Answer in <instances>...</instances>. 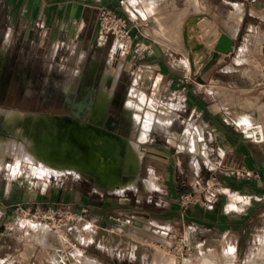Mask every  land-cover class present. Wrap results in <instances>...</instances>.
Instances as JSON below:
<instances>
[{"label":"crops","instance_id":"1","mask_svg":"<svg viewBox=\"0 0 264 264\" xmlns=\"http://www.w3.org/2000/svg\"><path fill=\"white\" fill-rule=\"evenodd\" d=\"M131 1L1 0L0 13L5 9L10 31L21 29L25 41L38 33L37 48L43 51L45 59L52 60L48 64L50 70L61 54L68 61L74 60L71 71L78 80L71 85L75 90L83 85L88 70L93 69L95 79L89 87L96 85L98 94L110 58L107 44L96 39L99 7H109L127 18L132 29V50L125 55L114 91L115 94L121 77H128L123 107L129 112V119L124 123L126 130L120 133L123 142L128 143L125 151L112 152L111 144L94 133L92 147L89 146V168L85 172L78 175L79 171L71 168L61 175L41 174L36 168L47 163L74 166L78 155L74 149L68 153L62 148L60 131L63 127L62 123L54 120L59 117L54 111L55 106L51 105L49 108L53 111L46 113L33 112L36 118L30 138L33 136L31 139L40 148L38 160L35 165L22 162L17 172L10 169L11 174L2 180L0 227L6 223L2 218L9 220L12 217L7 209L16 205L34 208L65 204L73 206L77 213L86 206L90 211L89 221L68 226L66 236L86 258L100 264H148L141 248L149 244L129 236L131 225L137 228L148 226L153 231L151 233L160 232L170 241L166 245L169 248L178 235L191 236L193 250L200 245L204 249L212 239L222 241L231 238L232 233L237 232L235 242L240 252L242 241L253 234L256 220L264 215V109L259 110L260 106L255 105L253 97L245 106L235 103L225 109L226 102L209 100L205 95L207 92L213 94L218 88L229 90L230 95L234 92L248 95L263 87L260 102L263 101L264 77L254 74L248 64L238 62L246 36H255L251 45L253 52L263 35L258 33V29L263 30L264 21L257 14L258 0H197L198 8L191 6L190 0ZM238 5L242 7V23L233 37L231 16ZM198 15L208 16L214 29L220 30L218 37L215 35L209 42L200 40L198 36L199 43H205L206 48L212 46L207 48L209 60L219 35L224 33L234 40L233 52L220 55L208 69L204 64L199 73L188 63V50L178 35L183 33L189 19ZM241 36L243 42H239ZM118 57L121 58L120 55ZM64 67L62 64L61 68ZM138 93L146 94L149 99L170 107L176 113L169 120L155 119L147 140L139 138L142 121L137 113L144 118L148 108L143 104L142 109L137 110L136 105L141 103ZM130 98L134 100H130L131 106L128 104ZM17 108L11 110H19ZM185 109L198 116L185 123L181 117ZM255 111L259 113L257 121L252 118ZM243 113L252 122H248L250 125L242 121L240 115ZM4 120L8 125L7 113ZM103 124L102 120L94 122L93 126L101 129ZM189 125L203 130L208 157L209 147L213 144L212 173L218 188L206 197L201 194L203 192H198L203 190H196V185L202 189L197 177L191 178L185 173L192 171L198 175L202 171L200 159H207L180 152L171 142H177L178 135H182ZM130 140L139 142L145 149L137 168L132 170L128 167ZM91 148L95 152L90 156ZM242 171L249 172L250 176L242 178ZM80 180L89 183V195H83L78 184ZM115 186L121 193L109 191ZM188 194L201 201L184 209L181 196ZM22 223H15V229L19 231ZM17 230L12 228L7 234L0 232V264H71L63 248L45 249L41 244H22L29 238L27 232L32 230L27 229L24 235H17ZM134 235L143 238L142 234ZM230 247L235 249L230 245L225 252ZM207 251H213L212 247Z\"/></svg>","mask_w":264,"mask_h":264},{"label":"rangeland","instance_id":"2","mask_svg":"<svg viewBox=\"0 0 264 264\" xmlns=\"http://www.w3.org/2000/svg\"><path fill=\"white\" fill-rule=\"evenodd\" d=\"M197 1V0H196ZM193 2V1H192ZM191 3V0H190ZM195 4V5H194ZM2 5V2L0 0V6ZM197 5V6H196ZM258 7V12L257 14L264 20V0H258L256 3ZM191 6L198 8V1L197 3H192ZM98 11V10H97ZM203 23L206 24H201L202 26V32L204 33H197L196 38L205 42H209L212 37L217 35V30L214 29L213 25H211L213 28L212 33L207 35L205 34L206 26L212 24L208 19H205ZM209 21V22H208ZM263 30L258 29V33L263 34L260 36L261 39L258 40L257 46L255 48V51L251 52V45L255 41V36H246L244 45L241 47L240 54L238 56V62L239 63H245L248 64L250 69H253V73L256 75H262L264 77V21L262 23ZM215 30V31H214ZM180 36V34H178ZM243 36L239 38V42H243ZM182 38V34L181 37ZM39 43V36L38 33L35 32L31 38L28 40L23 39V31L19 28L15 29L14 31L9 30V19L7 16V13L5 12V9H2L0 13V83L5 82L6 84L10 82V78L12 75L17 76L20 79V84L22 86L20 94L14 97L11 102L16 101L18 104L14 103H9L5 102L3 104L0 103V135L1 133L6 132L4 131L5 127V118L6 114L4 111L10 110V109H15L16 107H19L17 109L24 111V112H49L53 111V108H49L50 106H45L41 107L38 106L42 100L46 99H51L54 97L55 94H58L61 99H63L64 94L71 93V91L74 90L73 85H71V82L77 81L78 77H73L72 76V64L74 63V60L68 61L67 58H65L64 54L59 55L54 63V68L50 70L49 68V63H52V60H47L45 59V55L43 51H39L37 46ZM107 46L109 48V53L110 58L107 62L106 69L108 67V64L111 60L112 52L114 48H116V45L114 42H109L107 43ZM129 50V49H128ZM132 50V49H131ZM249 53H251L249 55ZM250 56V57H249ZM67 57V56H66ZM263 58V61H262ZM119 59V57H118ZM123 61L124 60H117V65L113 67L112 73L113 75L116 74L119 70L120 72L122 71V66H123ZM189 63V62H188ZM65 65L66 67L61 68V65ZM121 64V65H120ZM120 66V67H119ZM105 69V71H106ZM119 79V75H118ZM128 85V77L122 76L121 77V87L118 89V92L122 95V98L127 97V92H126V86ZM260 90H257L256 92L252 94H244L242 92H234L232 95H230L229 90L221 89L218 88L216 92L213 94H209L208 92L206 93L205 96L209 100H222L226 102L227 105H225V109L229 108V104H242V106H245L247 102L251 101V97H253L255 105L260 106V109H264V102L261 101L262 97V89L263 87L259 88ZM212 91V90H211ZM210 91V92H211ZM139 97L142 95L146 96V94H141L138 93ZM131 96H135L131 93ZM112 100V99H111ZM132 100V98H130ZM145 100H153L149 99L147 96ZM134 101V100H133ZM154 101V100H153ZM111 102V101H110ZM260 102V104H259ZM110 105V104H109ZM52 107V106H51ZM161 108L164 110H168L167 113H171V116L173 118L176 116L175 111H173L170 107L161 105ZM167 108V109H166ZM54 111H57L55 109ZM234 114V113H233ZM235 115V114H234ZM257 115V116H256ZM198 115L193 112H189L188 109L183 110L181 113V117H183V121L187 123L188 120L196 118ZM241 116L246 117L245 113H243ZM259 113L257 111L254 112L252 115V118L254 121H257L259 118ZM257 118V119H256ZM4 135L0 136L1 138ZM61 136L63 139L66 141L68 140L70 143L73 144L74 142V134L71 131V126L66 125L62 128V133ZM0 138V140H1ZM172 144L176 146L178 151L181 152V150L178 148L177 144L175 143L176 141H171ZM71 144V145H72ZM85 148L86 145H83ZM121 150L120 146H113L112 147V152H118ZM209 161L200 159V163L202 166V171L197 173L198 175L194 174L192 171L186 172L188 176L192 177H197L199 180L202 189L196 185V190H203V191H198L203 195V197L208 196L209 194H212L215 192V190L218 188V186H214V182L217 180L213 179V170H214V150H213V144L210 145L209 147ZM5 164L4 167L3 165L0 166V186L4 185V177L7 175H10L11 172H17L19 170V167L21 165V161L17 160L15 155L8 154L4 160ZM10 169L12 171H10ZM185 177V176H184ZM218 179V178H217ZM79 186L83 191V195L87 194L89 195V183L85 182L83 180L79 181ZM194 200H197V202L201 201L197 196L194 197ZM58 205H43L42 207H56ZM70 206V205H69ZM72 210L73 206H70ZM83 208L88 209V214L86 217H82L80 213H77L76 215V221H74L72 224H69V226H75V225H81L80 223H87L86 221H89V208L84 206ZM9 212V215L12 217L8 220H2L6 223L2 224V227H0V232L7 234L12 230L15 229V223L19 222L22 223L21 228H19V231L17 230L18 233L17 235H24L25 231L27 229L31 228V232H27L29 234V238L26 241L23 240L21 242L24 244L26 242V245H35V244H41L45 249H54L57 248L58 250L63 248L64 255L67 256V253L70 252L74 245L69 243V242H62L60 239L58 241L50 239L47 233H45L42 229L39 228V225H45L47 227L52 228V226H48L46 224L39 223L35 219L32 218H23L20 215L15 213V207H11L7 209ZM14 219H16L14 221ZM259 220H256V227L253 231V234L251 236L245 237L244 241H242L244 244L240 246V252H238L237 245L235 242V237L237 236V232H233L231 235V238L224 239L222 241L216 240L214 241L213 239L206 244V247L204 248V255L207 254V257L209 256L208 260H203L202 258H195L193 259L194 264H248L249 262L252 261V258H257L260 259L264 257V215L261 216V218H258ZM8 221V222H7ZM123 221V220H122ZM260 223H259V222ZM85 225H83L84 227ZM124 228H128V226L121 225ZM66 227L65 230L63 231L64 235H67L66 231L69 228L66 225H63L61 227H53L54 231L59 232L60 228ZM133 229H136L135 231ZM140 229V231H139ZM151 231V230H149ZM130 232V233H129ZM144 228H136L133 225L131 226V231H128L129 236L133 238L134 240L138 242H142L145 244H149L148 246H143L142 249V255L146 254V261L148 264H150L151 261H154V264H173L172 260H175L178 264H184L178 262L179 258L177 256V252L174 251L173 249L176 248V245L179 241L180 238H183L185 242H192L190 241L188 235L182 234L178 235L172 242L173 248L166 247V245L170 244V241L165 238L164 235H162L160 232H148ZM127 233V234H128ZM142 234L143 238H138L134 234ZM153 234V235H152ZM156 234H159L155 236ZM63 235V237H65ZM263 236V237H262ZM262 237V238H261ZM45 240H44V239ZM42 241V242H41ZM46 241V242H45ZM245 241H248V244L245 245ZM34 242V244H33ZM261 242V243H260ZM250 243V244H249ZM21 244V245H22ZM151 244V245H150ZM160 244H163L164 246H161ZM229 245H232L235 247V257H231L230 255H226L224 253L225 249L228 248ZM58 246V247H57ZM60 246V247H59ZM191 246V250L188 252V256H186V259H191L194 257V250ZM212 247L213 251H207L208 248ZM133 248L136 249L137 245L134 244ZM261 251V252H260ZM208 252V253H206ZM263 253V254H262ZM214 256V257H213ZM262 256V257H261ZM169 260L168 263L165 262V260ZM263 259V258H262ZM49 264V263H48Z\"/></svg>","mask_w":264,"mask_h":264},{"label":"bare ground","instance_id":"3","mask_svg":"<svg viewBox=\"0 0 264 264\" xmlns=\"http://www.w3.org/2000/svg\"><path fill=\"white\" fill-rule=\"evenodd\" d=\"M131 2L134 3L133 0ZM195 2L197 3L196 0H191V4L195 3ZM147 10H149L150 12H153L150 9H147ZM150 12H149V14H150ZM143 13H145V12L143 11ZM242 13H243L242 7L240 5H238L236 8V11L234 13H232L233 15L231 16V18H232V20H231L232 21L231 22V32L233 34V37L239 31V26L242 23ZM145 16H147V15H145ZM210 18H212V17H210ZM205 19L209 20V17L206 15H200L196 24H194L192 17L189 19V21L186 23V27L188 29V34H189V39H196L197 40L196 35H197V33L202 32V27L204 25L202 26L201 24L204 21H206ZM211 20H209V21L211 22ZM203 24H206V23H203ZM211 25L212 24L206 26L205 34L209 35L212 33L213 27ZM216 30H217V37H218V33L220 32V30H218V29H216ZM182 32H183V30H182ZM202 33H204V32H202ZM181 34H182V38H183V33H181ZM181 34H180L179 38L181 37ZM179 38L177 40H179ZM183 41H184V39H183ZM179 43H180V41H179ZM115 44L118 45L121 52L118 50L117 46H115L116 48H114V50L112 52L111 60L108 64L106 71L104 72V75H103V78L101 81V87L99 90V94L96 98L95 111H93V114H94L93 115V121L95 123L100 122V119L103 117V115L107 111L109 104H110V101L114 95L116 85L118 83V75H120V70L116 74L113 75L112 70H114V69H112V68L117 65V60L121 61V60L125 59V55L127 54L128 49H129L128 44L126 45L124 42L116 41ZM211 47L208 46L207 48L210 49ZM119 55L121 56V58L118 59ZM188 62H189V64H191L190 61H188ZM204 64L205 63L202 61V57L197 54V56L194 58V69H195V71L197 73L201 72L203 67H204ZM139 98L141 100V103L140 104L138 103L136 105L137 110L142 109L143 104L145 106H147V108H148L146 116L144 118L142 117V125H141L139 138H140V140H147L148 134L150 133L152 124H154L153 121L155 119L159 118L162 120H169V119L173 118V116L170 115V114H172V112L169 114V113H167L168 110L166 111L163 108H161V105L158 104V102L156 103L153 100H147L146 101L145 97L143 95ZM129 102L132 103L131 101H129ZM263 102H264V99H263ZM6 113H7V122H8L7 124L8 125H7V129H6L4 136L0 140V166L3 165V167H4V164H5L4 160L8 154L15 155L16 159L21 161V162H28L31 165H35V163H37V160H38L40 148L38 147V144H36L31 139L33 137L32 135H31L32 137L30 138V134H31V129H32V123L34 122L36 115L33 112L30 113V112H23L21 110H11V109L7 110ZM137 117L141 118L140 115H137ZM242 121L244 123L245 122H247V123L251 122L249 120V118H246V117H242ZM248 124L250 125V123H248ZM252 125H254V124H252ZM177 138H178V141L175 143L177 144L178 148L181 151L192 154V155H194V157L198 156L199 158L202 157V158H205L207 160L209 159L207 145L204 142L203 130L201 128L194 126V125H189L187 127V130L182 135H180V136L178 135ZM171 141H174V140H171ZM40 144H41V142H40ZM45 147H47V146H45ZM71 152L72 151H70V149H69L68 153H71ZM144 154H145V149L142 148V146L139 144V142L130 140V144H129V148H128V167H129V169L132 170L133 168L134 169L137 168V163L140 160V158H142V156ZM77 162H78V160H77ZM71 168L75 169V171H79L77 174L81 175V172H85V170H87L89 168V165L86 163H81V165L78 168H75L74 166H70L69 164L64 165V164L47 163V165H45V166H42L40 168H36V171L40 172L41 174L54 173L56 175H59V174L61 175V174H64L66 172H69L71 170ZM106 184H107V182H106ZM148 185H150V184H148ZM103 187H105V186H103ZM109 191L121 193L120 188L117 186L110 188ZM39 228L42 229L45 233H47L48 236H50L49 238L52 240L58 241L60 239V241H62L64 243H66V242L72 243V242H70L69 238L66 235L62 234V233H64L63 231L65 230L66 227L60 228L59 232H56V231H54V229L47 227L45 225H39ZM142 228H144L148 232H151V231H149L150 229L148 226H144ZM61 230H63V231L61 232ZM133 230L135 231L136 229H133ZM139 231H140V229H139ZM63 235L65 237H63ZM193 237H194V235H193ZM189 239L192 242L191 236L189 237ZM197 246H198V244H197ZM206 253H208V252H206ZM193 254H194V257H192L191 259H186L184 261V264H194L193 259H195V258H202L203 260H205V259L208 260V258H210L209 256L207 257V254L203 256V254H205V253H204V249L201 248V245L199 247H195ZM225 254L227 256L230 255L231 257L236 256L235 249L233 247H230L225 252ZM67 256H68V259L70 260L71 264H100L96 260H93V259L91 260L90 258H86L83 255V252L81 251V249H79L75 246L73 247V249L70 252H68ZM257 258L253 257L252 261L249 262L248 264H264V257H262L263 259L262 258L257 259ZM63 261H64V259L61 258V262H63ZM172 263L178 264L175 260H172ZM63 264H67V263H63ZM231 264H235V263H231Z\"/></svg>","mask_w":264,"mask_h":264},{"label":"built area","instance_id":"4","mask_svg":"<svg viewBox=\"0 0 264 264\" xmlns=\"http://www.w3.org/2000/svg\"><path fill=\"white\" fill-rule=\"evenodd\" d=\"M97 41L99 43H109L121 41L129 46V51L132 48V29L129 26L128 20L126 17L117 14L113 9L101 6L97 11ZM136 49L135 51H138ZM240 176L242 178H247L250 176L249 172L242 171ZM214 186H216L214 184ZM194 195H182L181 196V205L184 209H187L191 204L197 203V200H194ZM15 213L20 215L23 218H32L38 221L39 223L46 224L53 227H61L63 225L69 226L74 221H76V215L72 208L69 205L60 204L56 207H42L36 206L24 207L22 205H16ZM81 216L84 218L88 214V209L84 208L81 211ZM191 243L185 242L183 238H180L176 248L173 249L177 252L180 263H183L188 256V252L191 250ZM173 248V246L171 247Z\"/></svg>","mask_w":264,"mask_h":264},{"label":"water","instance_id":"5","mask_svg":"<svg viewBox=\"0 0 264 264\" xmlns=\"http://www.w3.org/2000/svg\"><path fill=\"white\" fill-rule=\"evenodd\" d=\"M194 24L197 23L199 16L192 17ZM183 39H184V45L187 48L189 52V59L191 62V65L194 67V58L196 57V54L200 55L202 57V61L206 64V68H210L214 63L217 62L220 55L223 54H229L233 52L234 50V40L230 38L226 34H221L217 44L215 45L213 51L211 52V59L209 60V52L208 49L204 44L199 43L196 39H189L188 29L185 27L183 31ZM93 98L91 101V104H93ZM84 105H77L76 109L72 111V115L74 116V119H70L69 117H55V121H58L62 123V127L69 125L71 126V131L73 132L75 138L73 139V144L70 143L68 140L66 141L63 139L62 142V148L66 151H69V149H74L76 151V154L78 155V162L75 163L74 167L78 168L81 163H88L89 162V146H91V140L93 139L94 133L98 134L99 136H102L105 138V141L111 144V146H120L122 149V153L125 151L126 143L123 142L122 137L120 135V132H116L115 128L109 127L108 125L102 126L101 129L93 126L94 121L92 120L88 124H83L80 122V119L82 117ZM91 107H89V111H91ZM6 114V111H4ZM72 120V121H71ZM64 123V124H63ZM67 123V124H66ZM74 123V124H73ZM7 129V125L5 124L4 131ZM62 133V130L60 131V135ZM4 135V133H1L0 136ZM72 144V145H71ZM83 145H86L87 148H85ZM93 152H95L94 148L90 149V156L93 155ZM95 154V153H94ZM84 160L86 162H84Z\"/></svg>","mask_w":264,"mask_h":264},{"label":"flooded vegetation","instance_id":"6","mask_svg":"<svg viewBox=\"0 0 264 264\" xmlns=\"http://www.w3.org/2000/svg\"><path fill=\"white\" fill-rule=\"evenodd\" d=\"M95 76H94V70L90 69L88 70L84 80L83 85L79 87L77 90L71 91V93L64 94L63 99L59 97L58 94H55L53 98L51 99H44L40 103H38V106L45 107V106H55L57 111V115L59 117H69L70 119H74V116L72 115V111L77 110V105H84L82 114V117L80 119V122L82 123H90L93 120V111H95L96 106V98L98 96L96 90V85H93L89 87L92 82H94ZM119 80V79H118ZM101 87V86H100ZM121 87V84L118 86L116 93L113 95L112 100L110 102V105L103 115V117L100 119V121H104L103 126L108 125L109 127L115 128L116 132H120L123 134L124 130H126L125 122L129 119V112L124 109V98H122V95L120 92H118V89ZM21 84L20 79L12 75L10 78L9 83L1 82L0 83V103L3 104L5 102L18 104L16 101H12L14 97L20 94L21 91ZM100 90V89H99ZM93 98V104H91ZM130 101V99H129ZM130 103V102H129ZM128 103V104H129ZM131 106V103L129 104ZM89 107H91V111H89ZM33 112V111H32ZM38 113H43L40 111H37ZM137 115L141 116L142 121V115L140 113H137ZM72 121V120H71ZM74 124V123H73ZM121 124V125H120Z\"/></svg>","mask_w":264,"mask_h":264}]
</instances>
